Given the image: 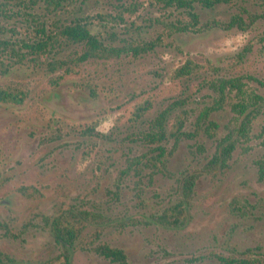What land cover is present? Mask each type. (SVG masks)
Returning <instances> with one entry per match:
<instances>
[{
    "label": "rangeland",
    "instance_id": "374dc122",
    "mask_svg": "<svg viewBox=\"0 0 264 264\" xmlns=\"http://www.w3.org/2000/svg\"><path fill=\"white\" fill-rule=\"evenodd\" d=\"M51 8L45 0H0V37L23 52L37 27L53 31L84 16L105 45L144 49L80 59L84 45L66 42L19 61L0 54V87L22 98L0 101L2 264H61L48 219L62 210L103 216L81 228L71 264H119L97 252L101 244L122 249L127 264H264V117L236 137L225 167H206L239 100L229 88L221 98L211 82L240 77L264 99V0L195 2L194 25L187 8L164 0ZM234 15L245 28L207 27ZM187 62L191 72L179 74ZM139 107L147 108L141 117ZM164 110L160 150L144 134ZM193 174L185 195L183 180ZM180 201L181 221L161 224Z\"/></svg>",
    "mask_w": 264,
    "mask_h": 264
},
{
    "label": "trees",
    "instance_id": "16d2710c",
    "mask_svg": "<svg viewBox=\"0 0 264 264\" xmlns=\"http://www.w3.org/2000/svg\"><path fill=\"white\" fill-rule=\"evenodd\" d=\"M48 5H51L52 10H57L63 6V3L67 0H45ZM233 0H164L167 5L175 4L177 7H184L189 10V14L193 19V25L197 23V14L192 12L193 3L197 2L205 7H211L217 3H229ZM252 16L250 22L255 20ZM89 21L87 17L80 16L70 19L66 23L56 26L53 31H46L44 26L37 27L36 33L37 38L32 39L29 42L22 41L20 48L25 49L23 52L15 47V43H11L10 39L0 37V54L5 53L9 57H15L18 61L25 57V52L32 53H43L49 46L54 44L60 45L61 43H75L83 44L85 50L83 51L80 59L92 58H106L121 55L122 53L131 52L133 55H137L141 49L140 46H122L114 47L107 46L98 38V36L91 31L88 27ZM244 27L243 20L238 16L234 15L228 22H212L207 27H220L223 29H230L234 26ZM244 25V26H243ZM189 27L182 26L181 30H187ZM242 28V29H244ZM264 45V44H263ZM190 62L185 63L179 70V74L187 75L191 72ZM215 91L219 93L222 98L225 95L227 88L236 90L239 94V100L231 105L234 112L232 120L227 125V134L224 136L220 145L219 150L212 156L207 163L208 171L217 170L225 167L227 160L231 156L235 144L234 141L237 136L246 137L251 127L252 119L256 116L262 115L264 117V99L261 95L255 92H249L246 89V85L241 81L240 77L233 78H221L217 81L211 82ZM220 98V99H221ZM22 98L19 94L10 90L0 87V101L2 102H19ZM221 108V104L213 106L211 110H217ZM147 108H137L136 115L142 116ZM210 110V109H209ZM208 110V111H209ZM210 110V111H211ZM209 111V112H210ZM207 113V112H206ZM167 111H162L154 120L150 123V130L144 134V139L149 142L156 143L157 147L160 148L161 141L165 139L164 123L167 116ZM181 124L180 121L177 120ZM180 130V125L177 127ZM260 173L264 171V161H259ZM197 175L186 176L183 180L182 187L185 190V195H188L191 191ZM174 216L172 218L167 215H161L157 219L163 225L173 226L174 223L178 224L183 213V203L180 201L174 206L171 212ZM80 215V216H79ZM103 220V216L99 214H92L86 211L78 212L77 214L73 210H62L58 215L50 217L48 219L50 230L55 239L63 247V261L61 264L70 263V249L72 248L75 239L77 238L81 228L88 223H98ZM97 252L111 261L118 262L119 264H127L126 255L120 248L111 247L106 244H101L97 247ZM6 258L11 261L8 256ZM3 263V259L0 253V264ZM220 264H231L226 258L221 259Z\"/></svg>",
    "mask_w": 264,
    "mask_h": 264
}]
</instances>
